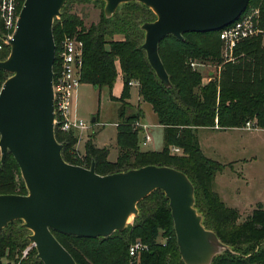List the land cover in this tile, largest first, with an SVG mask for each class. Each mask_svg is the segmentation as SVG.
I'll list each match as a JSON object with an SVG mask.
<instances>
[{"label":"trees","instance_id":"16d2710c","mask_svg":"<svg viewBox=\"0 0 264 264\" xmlns=\"http://www.w3.org/2000/svg\"><path fill=\"white\" fill-rule=\"evenodd\" d=\"M120 5L124 6L127 15L119 19L118 8L110 18L103 13L104 21L99 29L92 25L79 30L80 22L62 13L59 19H54V74L59 67L60 41L66 35L76 36L83 44L80 81L90 83L96 89L108 86L110 91L118 79L122 85L118 97L110 94L111 99L119 102L115 160L108 159L109 146L98 148L91 140L85 142L80 154L75 148L79 133L76 130L60 131L55 127L54 134L62 144L63 159L84 167L94 162L95 171L100 175L150 164L183 171L194 185L195 205L203 215L204 226L235 251L217 257L213 264H264V248L247 255H241L237 250V247L264 240V208L258 203L243 220H239L238 210L227 206L212 188L214 177L224 165L203 154L196 135L200 127L235 128L242 127L249 120L255 127L264 128V43L261 37L239 41L233 50L234 59L225 60L219 30L185 32L182 39L165 36L159 43L158 52L171 82V87L167 88L156 77L141 47L144 33L140 25L154 20V13L135 1ZM250 8H258L259 25L264 28V0H249L245 11ZM137 11L142 16L135 17ZM137 18H140L139 23ZM113 20L116 24L112 22L109 27L107 24ZM114 31L122 33L126 40L105 38ZM9 51L8 47L2 49L0 60L5 59ZM190 59L215 67L207 81L202 80L199 71L190 67ZM2 72L7 73L0 69V74ZM6 78H0V83ZM130 82L137 84L139 102L151 105L157 123L162 127L163 147L159 151H142L139 147L141 129L135 127V123L139 122L143 111L141 106L135 105L136 113H127L132 107L127 101ZM172 147L181 149V154L171 153ZM18 175L21 177L19 167L8 153L4 162H0V194H26L23 180L16 181ZM155 194H159L155 207L141 224L137 223L131 229L126 227L110 236L95 238L53 233L77 264H184L164 193L153 191L137 207ZM29 233L21 220L11 221L0 230V264L4 261L10 264L11 260L14 264H43L27 238ZM137 236L146 238L144 243L148 249L140 252L137 263H132L128 247ZM160 237L165 239V244ZM27 246H30L27 258L20 259Z\"/></svg>","mask_w":264,"mask_h":264},{"label":"water","instance_id":"95a60500","mask_svg":"<svg viewBox=\"0 0 264 264\" xmlns=\"http://www.w3.org/2000/svg\"><path fill=\"white\" fill-rule=\"evenodd\" d=\"M68 0H24L10 51L0 60L8 73L0 89V162L8 153L16 161L26 194H0V230L21 220L27 238L43 264H77L54 235L107 237L123 231L137 217L138 203L155 190L168 199L180 257L184 264H213L235 253L203 224L196 208L195 188L181 170L144 165L105 175L66 162L54 134V19ZM112 17L122 3L139 2L155 15L140 25L142 49L156 77L171 87L160 59V41L185 32L217 31L235 21L249 0H94ZM94 122V118L92 119Z\"/></svg>","mask_w":264,"mask_h":264},{"label":"rangeland","instance_id":"374dc122","mask_svg":"<svg viewBox=\"0 0 264 264\" xmlns=\"http://www.w3.org/2000/svg\"><path fill=\"white\" fill-rule=\"evenodd\" d=\"M103 6L104 3L101 1L69 0L61 9V13L78 20L81 24L77 27L79 30L80 28L86 30L92 25L99 29L104 21ZM117 15L119 19L127 15L124 6L120 5L118 7ZM138 15L142 16L139 11H137L135 17ZM59 17L57 18L59 19ZM139 20L140 18H137L136 22L139 23ZM112 22L116 24L113 20L107 25L110 27ZM105 38L115 41L126 40L122 33L116 31L106 35ZM206 66L205 69L199 71L203 81H207V76L213 74L215 69L209 63ZM7 76L8 74L4 72L0 74V78ZM133 85L137 84L131 83L130 97L127 99L133 108L127 109V113L134 114L137 110L134 108L135 105L141 106L144 113L141 119L150 125L149 133L151 135V140L146 145H142L140 143L143 135L141 131L138 137L139 147L142 151H159L163 147L162 127L157 124L156 115L151 105L147 102H139L138 86L136 93L132 88ZM119 90L120 86L118 84L113 85L112 91H110L108 86H101L96 89L90 83L80 82L71 109L73 116L82 119L89 126L87 129L79 130L78 142L75 144V148L80 154L83 153L85 142L91 140L98 148L109 145L108 159L115 160L118 150L116 147L115 123L118 119L119 102L111 99L110 94L118 95ZM93 118H96V121L92 122ZM196 135L203 154L224 165V168L214 177L212 188L219 193L227 206L235 207L238 210L239 220H243L258 203L264 208V129H247L244 127L214 129L206 127L199 128ZM170 151L175 153L173 147ZM178 154H181V149H179ZM21 180L19 175L16 176L17 183ZM158 196L159 194H155L143 202L141 206H138L139 216L137 219L133 216L130 218L126 226L128 229H131L137 223H142L143 218L155 207ZM133 240L147 242L145 237L140 236L134 237ZM263 248L264 240L252 245L237 247V250L241 255H247ZM24 249L19 257L20 259L27 258V255H23ZM11 261L10 264H14L13 260ZM4 264H8V262H4Z\"/></svg>","mask_w":264,"mask_h":264},{"label":"built area","instance_id":"2783aa9c","mask_svg":"<svg viewBox=\"0 0 264 264\" xmlns=\"http://www.w3.org/2000/svg\"><path fill=\"white\" fill-rule=\"evenodd\" d=\"M24 0H0V51L9 47V39L16 29L17 20ZM259 36L264 43V28L259 25L258 8H250L244 11L235 21L219 30V38L222 41V57L225 60H233V50L236 44L243 40ZM82 41L76 36H64L59 43L58 63L59 67L52 78L54 128L60 131L87 129L89 126L79 118L71 114L74 96L80 85V67L82 65ZM189 65L193 70L205 69L207 63L190 59ZM211 73V72H209ZM3 83V82H2ZM0 83V89L2 87ZM142 131L140 143L146 145L151 140L149 126L140 122L135 123ZM255 128L252 121H246L241 128ZM173 152L179 153V148L173 147ZM165 244V239L161 240ZM30 249L23 251L25 256ZM148 245L140 241H134L128 247L129 257L132 263H137L141 251L147 250Z\"/></svg>","mask_w":264,"mask_h":264},{"label":"crops","instance_id":"0c3cea01","mask_svg":"<svg viewBox=\"0 0 264 264\" xmlns=\"http://www.w3.org/2000/svg\"><path fill=\"white\" fill-rule=\"evenodd\" d=\"M115 84H118L119 86H120V90H119V94L118 95H114V96H119L120 95V92H121V88H122V85H121V82L118 80ZM114 84V85H115ZM79 87V86H78ZM132 88H133V90L137 93V85H133L132 86ZM76 92H77V90H76ZM152 108V107H151ZM143 116H144V113H143ZM142 118V117H141ZM141 118H139V122L140 123H143V124H147V123H145ZM96 118H94V121H96L95 120ZM156 120H157V118H156ZM158 124V123H157ZM148 126H150L149 124H147ZM159 125V124H158ZM160 126V125H159ZM200 128H206V127H200ZM207 128H214V129H221V128H218V126H214V127H207ZM235 128H241V127H235ZM257 127H255V128H253V129H256ZM149 129V128H148ZM258 129H264V128H258ZM150 130V129H149ZM79 133V132H78ZM141 134H142V132H141ZM109 146V145H108ZM116 158V157H115ZM214 190V189H213ZM217 194H218V196L220 197V199L224 202V200H223V198H221V196L219 195V193L218 192H216ZM226 204V203H225ZM235 208V207H234ZM5 262V261H4ZM4 264V263H3Z\"/></svg>","mask_w":264,"mask_h":264}]
</instances>
